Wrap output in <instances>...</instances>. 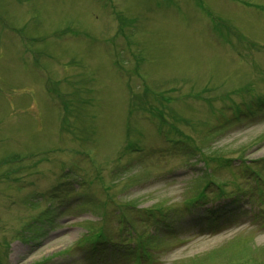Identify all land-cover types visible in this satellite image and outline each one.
<instances>
[{
    "label": "rangeland",
    "instance_id": "rangeland-1",
    "mask_svg": "<svg viewBox=\"0 0 264 264\" xmlns=\"http://www.w3.org/2000/svg\"><path fill=\"white\" fill-rule=\"evenodd\" d=\"M249 40L264 45V0H0L2 261L85 262L86 256H82V262H71V257L58 254L81 240L86 228L79 224L91 226L92 213L98 219V214L82 209L85 205L71 199L77 194L70 193L38 219L49 203L46 198L42 201L39 193L49 195L56 181L79 179L86 173V187L73 181L64 188L80 189L84 199L92 201V195L96 204L105 202L109 194L123 201H136L140 207L162 205L166 211L172 203H181L189 196L191 190L186 186L195 173L188 167L192 163L196 165L193 169L203 166L199 152L193 143L175 145L166 141V137L180 139L183 133L148 138L139 145L141 153L117 152L122 143L137 141L142 130L138 125L140 116L133 118L129 113L130 93H143L139 76L144 71L149 75L147 83L152 79L166 91L177 88V106L189 109L196 120L194 104L184 98L194 100L200 93L198 89L222 83L242 87L246 76L252 75L258 91L261 88L264 92L252 70V60L242 63L241 53H250L264 68V48L253 50ZM137 65L139 72L135 71ZM67 80L73 81L70 84L74 85L75 95ZM61 92H67L71 99L58 96ZM219 92L217 87L214 95ZM71 102L74 117H70L71 108L63 106ZM164 107H169V102ZM197 113L200 119L214 121L204 112ZM144 115L142 125L147 128V138L151 116ZM225 115L231 117L232 110ZM157 120L160 127L161 121ZM192 132L185 127L186 135ZM70 137L103 146L97 165L85 161L84 154H63L70 146L78 145ZM200 139L204 141V137ZM211 141L205 153L218 150L229 154L247 147L248 160L264 158V116L232 125ZM160 147L169 149L160 155L144 154ZM37 159L45 161L39 163ZM66 167L73 168V176L60 178L67 172ZM99 172L106 177L107 191L100 188L96 178ZM13 180L18 181L17 186ZM62 195L64 192L57 194ZM247 205L243 204L244 211L251 216L217 234H202L201 227L196 226L197 215L171 211L176 228L157 242L156 264H264V227L254 219L258 208ZM54 211L56 220L46 229L49 214ZM165 215L169 217V211ZM111 226L118 231L117 222ZM21 228L28 241L20 237L11 240ZM117 261L114 264L129 263L126 258Z\"/></svg>",
    "mask_w": 264,
    "mask_h": 264
}]
</instances>
